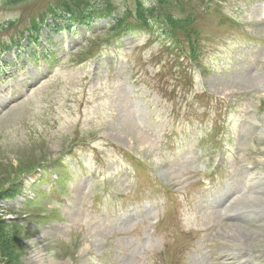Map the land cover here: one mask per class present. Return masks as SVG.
<instances>
[{
  "label": "rangeland",
  "instance_id": "rangeland-1",
  "mask_svg": "<svg viewBox=\"0 0 264 264\" xmlns=\"http://www.w3.org/2000/svg\"><path fill=\"white\" fill-rule=\"evenodd\" d=\"M132 1L0 0V264H214L233 245L264 252V147L243 157L251 170L230 165L234 190L203 187L231 150L264 142V0H203L207 58L190 66L191 88L156 31L111 39V13ZM198 92L231 105L229 141L208 167L200 113L212 102ZM163 113L183 122L174 146L151 129ZM58 157L72 172L61 185L44 167ZM223 205L240 220L222 219Z\"/></svg>",
  "mask_w": 264,
  "mask_h": 264
},
{
  "label": "trees",
  "instance_id": "trees-1",
  "mask_svg": "<svg viewBox=\"0 0 264 264\" xmlns=\"http://www.w3.org/2000/svg\"><path fill=\"white\" fill-rule=\"evenodd\" d=\"M156 7H145L143 3L135 0L131 3V11L127 10L123 15L117 14L114 16L113 32L118 30H129L134 26H140L141 28L149 27L150 29L161 28L165 32L164 35L168 37L173 43L176 40H181L179 35H186L188 38L193 36V19L191 17L184 18L182 20L174 19V15L168 9L169 3H165L164 0H157ZM69 9V8H68ZM70 10V9H69ZM109 11V8L106 9ZM96 13H100V9L95 10ZM102 14V13H100ZM190 49L193 50L194 46L190 43ZM195 61V57L191 56Z\"/></svg>",
  "mask_w": 264,
  "mask_h": 264
},
{
  "label": "bare ground",
  "instance_id": "bare-ground-1",
  "mask_svg": "<svg viewBox=\"0 0 264 264\" xmlns=\"http://www.w3.org/2000/svg\"><path fill=\"white\" fill-rule=\"evenodd\" d=\"M222 261V260H221Z\"/></svg>",
  "mask_w": 264,
  "mask_h": 264
}]
</instances>
